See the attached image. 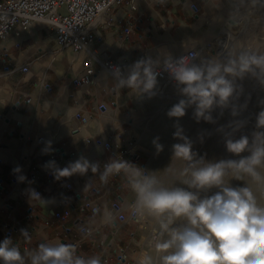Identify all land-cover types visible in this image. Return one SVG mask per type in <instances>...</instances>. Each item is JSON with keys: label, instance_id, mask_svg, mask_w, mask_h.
Instances as JSON below:
<instances>
[{"label": "crops", "instance_id": "1", "mask_svg": "<svg viewBox=\"0 0 264 264\" xmlns=\"http://www.w3.org/2000/svg\"><path fill=\"white\" fill-rule=\"evenodd\" d=\"M236 2L138 0L135 10L126 3L93 24L91 47L107 54L126 74L128 66L146 55L177 57L190 49L208 48L227 26ZM129 26L132 33L126 36L124 28ZM88 58L87 52L61 49L46 22L0 39V242L11 238L26 261L41 243L62 242L79 244L86 259L99 256L101 264H118L119 248L126 250L128 264H140L141 222L115 221L119 214L129 218L135 204L128 178L121 172L107 182L100 179L110 158L143 168L141 159L129 153L134 92L119 88L95 61L93 81L83 84ZM26 96L32 99L30 104L24 102ZM48 141L52 151L45 154ZM81 156L98 162L100 172L56 180L43 167L55 161L63 168ZM17 166L20 173L13 172ZM20 175L27 179L20 182ZM30 189L40 193L47 205L30 200ZM66 211L71 212L69 217H58ZM21 229L29 232L30 239L21 235ZM87 229L93 231L90 236L84 234Z\"/></svg>", "mask_w": 264, "mask_h": 264}, {"label": "clouds", "instance_id": "2", "mask_svg": "<svg viewBox=\"0 0 264 264\" xmlns=\"http://www.w3.org/2000/svg\"><path fill=\"white\" fill-rule=\"evenodd\" d=\"M161 68L183 97L167 112L169 118L177 121L189 108L194 109L197 122L214 123L212 112L217 108L221 109V115L224 109H231V115L236 117L239 112L233 100L241 91L237 81L250 75L264 84V54L250 52L215 55L199 63L173 57L171 53L163 58L146 55L128 66L126 74L119 66H113L111 76L119 88L151 99L157 94ZM242 126L243 121H233L232 131L225 133L224 140L227 152L238 158L209 161L193 151L183 128L175 125L173 137L182 142L174 144L172 151L175 158L187 162L184 174L189 178L183 181L186 187H163L154 172L124 159L110 158L102 172L98 162L84 156L63 168L55 161H48L43 167L51 170L56 180L77 174L84 176L91 171L100 172V179L107 182L111 175L123 172L136 196L134 214L146 213L156 218L168 234L167 239L156 244V249L163 253L159 264H264V205L258 203L247 183L232 186L225 179L231 173L234 178L247 176L257 184H264V110L256 117V130L251 137L234 138L233 133ZM152 143L157 153L163 150L159 137ZM42 151L45 154L52 151L51 141L46 142ZM244 153L247 155H241ZM13 172L20 173L21 168L17 166ZM26 179L18 176L20 182ZM29 199L48 203L34 189L29 190ZM104 215L111 220L110 213L105 211ZM179 219L186 222L175 224ZM21 235L30 239L27 230L21 229ZM28 257L26 261L11 238L5 237L0 242L2 264H101L99 256L85 259L76 254L74 245L62 242L41 243ZM141 264H153L152 257L145 256Z\"/></svg>", "mask_w": 264, "mask_h": 264}, {"label": "rangeland", "instance_id": "3", "mask_svg": "<svg viewBox=\"0 0 264 264\" xmlns=\"http://www.w3.org/2000/svg\"><path fill=\"white\" fill-rule=\"evenodd\" d=\"M233 10L227 16V25L230 20L238 23L232 25L236 34L235 38L229 40L227 51L223 55H239L241 52H250L255 54H264V1L263 0H236ZM249 2H254L253 8L249 12L251 21L245 26V7ZM251 5V4H250ZM237 17V18H236ZM237 19H240L237 21ZM243 30H242V28ZM241 30L239 31V29ZM220 29H217V33ZM211 44L207 47L201 46L198 49L199 62L203 59L215 56V46ZM222 55V56H223ZM241 91L234 98L233 103L237 106L238 116L231 115V109H224L221 115V109H215L212 112L214 123H208L203 120L197 122L193 115V108L186 110L184 117L169 118L168 110L180 99L164 104L163 99L166 94L176 96L179 94L176 85L161 84V89H157L156 94L151 99L147 96L137 97L134 93L135 108L132 116V141L129 150L135 151L140 155L143 169L152 171L161 182V186L172 188L186 187L183 183L189 177L184 174L187 162L173 156L172 146L182 141L173 137V133L178 123L183 128V133L192 142V149L198 156H204L209 161L219 159H237L231 153H228L225 147V133L231 132L230 125L233 121H243V126L233 133L234 138L241 135L251 137L256 130V117L261 110H264V84H261L256 78L246 76L243 80L237 81ZM165 93V94H164ZM178 97V96H177ZM176 97V98H177ZM221 128L223 130H221ZM159 137V143L163 145V150L157 153L152 141ZM247 155V153L241 154ZM232 186H243L247 183L252 188L257 197L258 203L264 205V184H257L247 176L234 178L230 173L226 178ZM216 189H213L214 193ZM211 194V193H210ZM143 242L140 249L143 256H151L153 264H159V257L163 254L156 249V244L163 239L168 238V234L163 232L158 220L148 214L140 216ZM186 221L179 219L175 224H183ZM175 224L173 226H175ZM140 253V255H141ZM139 255V256H140Z\"/></svg>", "mask_w": 264, "mask_h": 264}, {"label": "built area", "instance_id": "4", "mask_svg": "<svg viewBox=\"0 0 264 264\" xmlns=\"http://www.w3.org/2000/svg\"><path fill=\"white\" fill-rule=\"evenodd\" d=\"M138 0H3L0 1V39H5L12 32H25L29 30L36 22L48 23L54 35L55 43L63 50H71L74 54L87 52L89 58L85 60V76L82 79L83 84H90L93 81L95 70L93 62H98L111 75L113 66L123 68L113 61L107 54H99L91 46L93 43L92 26L101 16L110 10L129 3L133 10L136 9ZM132 27L124 28V33L129 36L132 33ZM177 57H186L191 62L199 63V52L196 49L187 50ZM161 74L158 77V83L175 85L174 81L166 72L160 69ZM24 102L30 104L32 99L26 96ZM17 105L21 101L16 102ZM89 142V140H88ZM133 159L139 160L140 155L129 150ZM51 175V172H47ZM33 179L37 178L35 173ZM14 184H17V176H15ZM134 204L132 205V213L129 218L123 214H119L116 222H126L128 224L137 220L140 216L134 214ZM71 212L66 211L59 218L65 219L69 217ZM92 230L85 231L86 236H90ZM80 246L75 247L77 255L86 259V255L79 250ZM118 264H128L127 252L125 249L119 248ZM141 260L139 263L141 264Z\"/></svg>", "mask_w": 264, "mask_h": 264}, {"label": "bare ground", "instance_id": "5", "mask_svg": "<svg viewBox=\"0 0 264 264\" xmlns=\"http://www.w3.org/2000/svg\"><path fill=\"white\" fill-rule=\"evenodd\" d=\"M253 4H255V3L249 2V5H246V7L244 9V11H245V19L244 20L246 22L245 26L251 21V18L248 14H249L251 8H253ZM239 20L240 19H237V21H239ZM231 26L232 25L230 23H228V25L226 27H224L220 31V33L216 36L215 42L213 44L215 46V49H214L215 55H221L222 56L227 51V47L229 46L228 45L229 40L235 38L236 34L234 33ZM241 28L239 29V31L241 30ZM242 30H243V28H242ZM157 89L158 90L161 89V84H158ZM157 94H160V92H157ZM181 98H183V97L180 94H178L176 96H171L170 94H166L165 97H163V99L166 101L164 104L175 101V99H181ZM132 153H135V151H133Z\"/></svg>", "mask_w": 264, "mask_h": 264}, {"label": "water", "instance_id": "6", "mask_svg": "<svg viewBox=\"0 0 264 264\" xmlns=\"http://www.w3.org/2000/svg\"><path fill=\"white\" fill-rule=\"evenodd\" d=\"M230 22L232 23V25H234V26H237L238 25V23L237 22H235L234 20H230Z\"/></svg>", "mask_w": 264, "mask_h": 264}]
</instances>
